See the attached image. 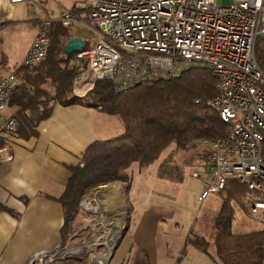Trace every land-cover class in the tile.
I'll return each mask as SVG.
<instances>
[{
  "label": "crops",
  "instance_id": "0c3cea01",
  "mask_svg": "<svg viewBox=\"0 0 264 264\" xmlns=\"http://www.w3.org/2000/svg\"><path fill=\"white\" fill-rule=\"evenodd\" d=\"M85 1L60 0L63 8L55 14L50 0H40L35 10L25 2L0 0V77L12 73L18 76L42 20L50 18L52 28L62 25V11L83 13ZM72 36L86 44L96 40L95 31L85 24L69 27L63 45ZM51 105V115L38 123L34 133L17 130L15 135L5 134L0 140L10 143L15 154L13 161L0 165V264H27L36 252L62 244L68 250L79 249L76 254L69 252L63 264H221L215 259V245L212 248L211 244L207 253L189 242L193 235L206 237L207 227L191 219L193 213L188 207L194 195L200 201L204 181L191 177L186 170L181 181L155 182L159 192L149 193L145 200L133 181L95 187L85 195L91 197L94 210L80 206L68 230L61 197L72 168L81 162L91 144L122 133L124 123L120 117L115 128L109 127L117 116L100 107L59 101ZM13 112L16 108L10 105L6 115ZM162 164L163 159L154 166L155 181L165 180L159 175ZM187 190L192 194L187 196ZM222 202L221 195L218 211ZM127 218L129 229L115 250L116 243L109 241L120 238L118 233L122 234Z\"/></svg>",
  "mask_w": 264,
  "mask_h": 264
},
{
  "label": "built area",
  "instance_id": "2783aa9c",
  "mask_svg": "<svg viewBox=\"0 0 264 264\" xmlns=\"http://www.w3.org/2000/svg\"><path fill=\"white\" fill-rule=\"evenodd\" d=\"M11 1L40 7V0ZM218 1L86 0L83 13L63 10L59 21L66 27L85 24L96 33L95 42L85 43L70 60L80 97L99 80L128 88L175 77L193 63L212 70L218 84L211 105L229 129L225 138L203 141L193 168V177L204 181L199 199L219 194L229 180H237L248 187L247 209L264 222V69L256 56L264 36V0ZM52 24L50 18L42 20L25 65L48 58ZM17 84L15 73L0 77V140L17 132L16 117L6 115ZM14 157L13 146L0 142V165ZM89 197L80 206L91 211L95 205ZM66 249L40 250L27 264H61L69 252H79Z\"/></svg>",
  "mask_w": 264,
  "mask_h": 264
},
{
  "label": "trees",
  "instance_id": "16d2710c",
  "mask_svg": "<svg viewBox=\"0 0 264 264\" xmlns=\"http://www.w3.org/2000/svg\"><path fill=\"white\" fill-rule=\"evenodd\" d=\"M52 27L48 58L33 68L24 65L17 70L18 84L9 103L16 108L12 114L19 124L17 130L34 133L38 123L51 115L54 101L101 107L108 114L119 115L124 123L122 133L91 144L81 162L72 168L61 197L67 227L79 212L82 198L95 187L110 182H129V168L133 163L151 164L172 146L163 158L159 175L181 181L185 170L176 165V153L197 149L192 157L197 163L202 151L198 153V150L204 148V140L215 141L228 135V124L211 105L217 94L218 77L209 68L193 63L175 77L128 88H118L110 80H99L83 99L75 94L73 85L75 72L70 60L74 54L67 55L63 45L69 30L60 24ZM256 56L264 69V36L257 43ZM48 80L57 88L52 98L43 88ZM43 95L49 98L40 100ZM196 165L192 164V168ZM247 188L237 180H229L225 190L219 193L223 202L214 221L217 232L214 245L215 259L221 264H264V222L261 228L250 232L233 230L235 204L248 207L245 202ZM207 240L193 235L189 242L209 253L211 244Z\"/></svg>",
  "mask_w": 264,
  "mask_h": 264
},
{
  "label": "rangeland",
  "instance_id": "374dc122",
  "mask_svg": "<svg viewBox=\"0 0 264 264\" xmlns=\"http://www.w3.org/2000/svg\"><path fill=\"white\" fill-rule=\"evenodd\" d=\"M52 7L55 10V14L58 13V11L61 10V7L63 8V4L60 2V0H50ZM219 5H223V0H219L218 1ZM73 27V26H71ZM70 27V28H71ZM69 30V27H66ZM63 54V53H62ZM43 88L49 92V95L51 96H55L56 95V86L54 84V82L52 80H48L46 83L43 84ZM67 94V93H66ZM71 95V94H69ZM85 96H82V98L84 99ZM46 98H49L48 95H43L40 100H46ZM87 100V99H85ZM50 103V101H49ZM101 108V107H100ZM117 117H114V119H112V123L110 125V123H108L106 126H109L111 128H115L117 126V124H119V115H116ZM172 149V146H170L168 149H166L162 155L158 158L157 161H161L165 155L167 154V152H169ZM197 150V149H196ZM196 150H191L186 149V150H181L178 153H176L175 157H176V165H179V169L183 171H189L191 177H193V168H192V164L196 165L197 163L193 161L192 157L194 156V154L196 153ZM201 148L198 150V153L200 152ZM156 162H153L151 164H144V165H140L138 162H135L132 164V166L129 168V172H130V180L129 182H127L128 184L131 183H135L137 185H139L141 192H140V196L142 198V200H145L149 193H158L159 189L156 187V185H160L158 183L161 182H166L167 180H154V170L156 171V168L154 169V166L156 167L155 164H157ZM188 165V167H187ZM174 166V165H171ZM185 166V167H184ZM184 167V168H183ZM133 169V172L131 173V170ZM150 172V174L148 173ZM147 173V174H145ZM134 178V179H133ZM133 181V182H132ZM155 182L157 183L155 185ZM178 182V181H176ZM174 182V183H176ZM112 183V182H110ZM179 186H177L178 188ZM134 188V187H133ZM133 188L130 191V194L132 196L133 194ZM165 192L167 193L169 190L165 189ZM193 193H195V187L193 186L192 188ZM174 192H177L176 190H173ZM187 196L192 194V191H188L187 190ZM205 200V199H204ZM197 200L195 195L192 197L191 201L189 202V208L192 211V216L191 219L195 220L196 219V223H202L204 227H207V230L205 232L206 234V238L208 239L207 241L210 242V244H212V248L214 247V239L216 236V228L214 227V225H212L211 223H213L215 221V217L218 214V210L220 207V200H221V194H211V196H209L208 198H206V200ZM202 201V202H201ZM204 201V202H203ZM235 208H236V219L234 221L233 224V230L236 233H245V232H250L256 229H259L263 226V223L260 222L259 220H261L262 217H256V215L251 214L249 212V210L247 208H243L237 204H235ZM125 222V221H124ZM123 226H125V223L122 224ZM212 225V227H211ZM72 229V225H70L68 227V230ZM121 233H118V236L121 237L120 235ZM118 239H120L119 237L117 239H111L109 241V243H111L112 245H114V243H116L118 241ZM210 247V246H209ZM211 249V247H210ZM67 251V249L65 250Z\"/></svg>",
  "mask_w": 264,
  "mask_h": 264
},
{
  "label": "water",
  "instance_id": "95a60500",
  "mask_svg": "<svg viewBox=\"0 0 264 264\" xmlns=\"http://www.w3.org/2000/svg\"><path fill=\"white\" fill-rule=\"evenodd\" d=\"M85 46V41L81 38H77V37H70L67 40V44L65 45V52L68 55H73L77 52H80ZM129 229V218H127V224L125 225V227L122 230V235L120 237V239H118V241L116 242L115 245V250L118 247L119 243L121 242V240L123 239L125 233L127 232V230Z\"/></svg>",
  "mask_w": 264,
  "mask_h": 264
},
{
  "label": "bare ground",
  "instance_id": "6f19581e",
  "mask_svg": "<svg viewBox=\"0 0 264 264\" xmlns=\"http://www.w3.org/2000/svg\"><path fill=\"white\" fill-rule=\"evenodd\" d=\"M25 3H26V2H25ZM49 48H50V47H49ZM67 55H68V54H67ZM43 62H44V61H43ZM228 127H229V125H228ZM2 137H3V136H2ZM1 140H2V139H1ZM201 150H202V149H201ZM228 182H229V181H228ZM90 198H91V197H90ZM80 202H81V201H80ZM96 202H97V201H96ZM98 202H99V201H98ZM89 206L92 207V206H94V205H93L92 203H90ZM100 207H101V205H100ZM99 209H100V208H99ZM99 209H98V210H99ZM99 211H100V210H99ZM95 212H96V211H95ZM256 217H257V216H256ZM95 220H96V219H95ZM97 223H98V222H97ZM92 225H93V224H92ZM96 225H97V224H96ZM95 230H96V229H95ZM95 230H94V231H95ZM101 233H102V232H101ZM96 235H97V234H96ZM91 240H92V239H91ZM103 240H104V239H103ZM103 243H104V241H103ZM62 245H63V244H62ZM89 245H90V244H89ZM69 246H70V245H69ZM64 248H65V247H64ZM65 249H66V248H65ZM82 254H83V253H82ZM78 256H79V255H78ZM63 262H64V261H63ZM62 264H63V263H62Z\"/></svg>",
  "mask_w": 264,
  "mask_h": 264
}]
</instances>
